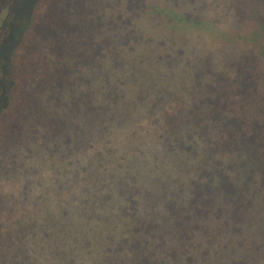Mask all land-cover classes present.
Listing matches in <instances>:
<instances>
[{"label": "rangeland", "instance_id": "rangeland-1", "mask_svg": "<svg viewBox=\"0 0 264 264\" xmlns=\"http://www.w3.org/2000/svg\"><path fill=\"white\" fill-rule=\"evenodd\" d=\"M40 2L0 0V107L14 75L12 58L20 56L30 14ZM102 3L108 4L104 11H111L112 18H120L117 34L132 30L134 33L122 37L114 58L110 56L112 50L105 53V58L100 59L104 64L99 66L100 73L95 68L91 71L87 66L81 68L77 97L82 101L93 92L92 99L97 101L94 105L102 103L108 110L104 122L114 136L112 162L96 160L95 149H84L89 136L70 145L68 141L61 142L58 151L51 135L42 130L35 139L25 141L7 155H3L0 146V264L120 262L115 258L117 253L112 252L113 246L108 247L109 243L116 246L118 240L103 239L98 230L109 227L112 222L109 214L121 209L119 197L126 193L127 171L140 176L138 180L153 189L154 200L149 208L155 211L157 205L153 203L164 191L162 186L181 187L183 182L177 180L184 181L182 172L187 169L179 145L164 153L163 146L153 142L167 138L164 122L152 124L147 119L158 90L165 96L177 94L181 100L167 101L168 111L173 108L178 113L177 102L184 103L186 111H194L193 116L185 115L188 122L193 117L199 118L208 108L233 117L234 122L241 118L244 124L241 127L236 123L237 138L244 145H251L252 150L255 145L251 138L255 132L259 133L255 137L261 148L256 147V154L253 152L256 161L251 162L246 157L234 161L229 155L212 153L209 142L206 144L198 132L194 139L198 143V160L211 155L209 164L215 162L216 184L223 175L227 184L235 188L244 185L256 190L253 193L256 205H245L239 222L230 225L228 253L220 258L222 262L219 258L218 261L264 264V0H103ZM125 22L130 25L125 27ZM117 40L120 42L119 36ZM92 72L96 78L90 92L87 83ZM107 80L108 86L102 89ZM98 87L110 97L108 103L95 91ZM233 104L235 107H228ZM80 108L84 110L82 105ZM138 116L143 119L138 126L132 125ZM221 120L216 119L210 129L212 141L217 145L225 136L218 126ZM100 121L98 118L94 126L90 123L96 133L102 127ZM161 134L165 135L160 137ZM75 148L79 150L74 152ZM165 154L174 160L167 162ZM122 155L126 161L116 160L123 163L118 170L115 158ZM89 159L94 160L86 166V173L83 168L77 170V166H72L74 161H79V167L84 166ZM218 162H224L222 168ZM218 169L223 172L220 176ZM88 212L95 214L91 221L85 215ZM87 240L93 243L94 250L89 257L80 255ZM212 258L218 264L215 254Z\"/></svg>", "mask_w": 264, "mask_h": 264}, {"label": "trees", "instance_id": "trees-1", "mask_svg": "<svg viewBox=\"0 0 264 264\" xmlns=\"http://www.w3.org/2000/svg\"><path fill=\"white\" fill-rule=\"evenodd\" d=\"M102 1L41 0L37 10L30 14L28 28L21 42L20 56L12 58L11 70L14 75L10 79L8 93L3 94V104L0 107V146L3 147V155L25 141L35 139L42 130L51 135L57 151L61 142L68 141L70 145L89 136L84 149H95L96 160L99 158L106 163L112 162L111 154H115L112 148L114 136L104 122L108 110L102 103L94 105L97 101L92 99L95 72L91 73V79L87 83L92 94L86 95L82 101L77 97L78 73L80 75L81 68L87 66L90 71L95 68L100 73L102 67L99 66L104 65L100 59L105 58V53L112 50L110 56L114 58L122 37L128 38L134 33L132 30L121 36L117 34V28L121 26L117 20L120 21V18H112L111 11L105 12L104 8L108 4L104 3L103 6ZM137 5L138 3L136 7ZM125 8L127 9V5ZM124 24L126 27L130 22ZM117 36L120 37V42ZM19 68L23 70L22 73L18 72ZM25 74L29 76L26 77ZM108 82L107 80L102 89L108 86ZM95 91L103 96L104 103L109 102L110 97L104 91L101 92L100 87ZM156 95L158 98L150 106L147 119L152 124L164 122L167 125V138L165 141L157 138L153 142L156 146H163L164 153H170L175 146H180V154L187 167L182 172L184 181L177 180L180 184L183 182L181 187L162 186L164 191L153 203L157 208L151 211L149 204L154 200L153 189L149 184L139 181L140 176L136 177L135 173L127 171L126 193L119 197L121 209L117 213H110L112 222L109 227L98 231L103 239L118 240L116 246L108 244V247L113 246L112 252L117 253L115 258H119L118 264H214V254L218 261V258H223L228 253L229 228L233 222L238 223L241 219V209L245 205H256L255 195L253 196L256 190L248 186L247 189L244 185H235V188L227 184L229 182L223 175L216 184L215 162L209 164L211 155H207L203 161L198 160V143L194 135L196 132L200 133L204 142H209L212 153L229 155L234 161L246 157L251 162L256 161V147L261 148L256 138L259 133H254L253 129L251 131L254 133L251 141L255 145L252 150L251 145L246 146L237 138L239 134L236 123L241 124V127L244 124L241 118L234 122L233 117L222 116L220 112L207 107L199 118L193 117L188 122L185 115L193 116L194 111H186L184 103L177 102V111L180 109L178 113H174L173 108L171 111L167 110V101H181L177 94L165 96L163 91L158 90ZM81 105L84 110H81ZM98 118L102 127L96 133L95 127L91 126L96 124ZM137 118L139 119H134L132 125L138 126L143 119L139 116ZM220 118L222 120L218 126L225 136L217 145L212 141L210 129L211 124ZM185 128L187 131L183 130ZM104 131V136L98 135ZM163 135L165 134L160 137ZM72 150L75 152L79 148ZM131 155L133 154L129 156ZM165 155L169 159L167 162L174 160ZM262 157L264 158V152ZM94 159H89L81 167L79 161H74L72 166H77V170L83 168L86 173V166ZM116 160H126L123 155L120 159L115 158V164L120 170L123 163L118 164ZM145 164L147 163L143 162ZM223 165L224 162H218L219 168ZM96 170L100 172L97 165ZM222 173L217 170L218 176ZM218 190L220 194L216 193ZM78 200H74V203ZM85 215L91 221L95 214L88 212ZM92 252L93 243L87 240L80 255L89 257ZM219 261L218 264H221Z\"/></svg>", "mask_w": 264, "mask_h": 264}]
</instances>
